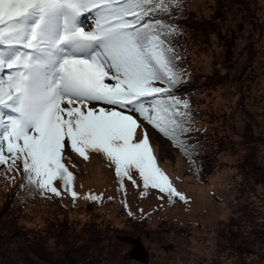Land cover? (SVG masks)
<instances>
[{
    "label": "rangeland",
    "instance_id": "rangeland-1",
    "mask_svg": "<svg viewBox=\"0 0 264 264\" xmlns=\"http://www.w3.org/2000/svg\"><path fill=\"white\" fill-rule=\"evenodd\" d=\"M246 1L182 0L173 43L187 75L175 94L195 116L190 159L148 130L190 203L169 204L151 188L142 197L139 180H125V195L100 156L85 162L66 149L75 202L30 196L19 175L14 184L0 176V264L40 263L31 243L56 264H264V0ZM90 193L102 200L86 201Z\"/></svg>",
    "mask_w": 264,
    "mask_h": 264
},
{
    "label": "snow or ice",
    "instance_id": "snow-or-ice-1",
    "mask_svg": "<svg viewBox=\"0 0 264 264\" xmlns=\"http://www.w3.org/2000/svg\"><path fill=\"white\" fill-rule=\"evenodd\" d=\"M182 11V0H0V176L19 175L30 196L75 202L67 152L98 155L125 195V180H139L142 197L151 188L190 203L148 130L190 159L195 116L175 94L187 75L173 43Z\"/></svg>",
    "mask_w": 264,
    "mask_h": 264
},
{
    "label": "trees",
    "instance_id": "trees-1",
    "mask_svg": "<svg viewBox=\"0 0 264 264\" xmlns=\"http://www.w3.org/2000/svg\"><path fill=\"white\" fill-rule=\"evenodd\" d=\"M245 3L247 5V7H249L250 5V1H246ZM252 4V3H251ZM248 50L250 51V48H248ZM62 233V232H61ZM18 234V232H17ZM3 239V238H2ZM30 243V242H28ZM30 246V245H29ZM32 249H36V255L39 257L40 263H36L35 259H30V261L33 262V264H43V263H47V264H56V259L54 258V254H50L48 253V251L46 250H41V248H43V244L42 243H31ZM29 248V247H26ZM31 248V247H30ZM23 255V257L26 259L29 258V251L26 250L25 248H22V250H20ZM69 254V253H68ZM70 255V254H69ZM31 257V256H30ZM87 258V257H86ZM12 261V260H11ZM79 262H75V263H71V264H79ZM13 264H22V262L19 261V263H13Z\"/></svg>",
    "mask_w": 264,
    "mask_h": 264
}]
</instances>
